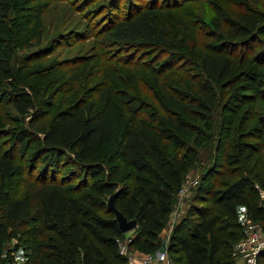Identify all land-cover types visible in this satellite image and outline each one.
I'll return each instance as SVG.
<instances>
[{
  "label": "trees",
  "instance_id": "16d2710c",
  "mask_svg": "<svg viewBox=\"0 0 264 264\" xmlns=\"http://www.w3.org/2000/svg\"><path fill=\"white\" fill-rule=\"evenodd\" d=\"M122 1L82 0L85 6L77 7L78 12L91 6L93 18L104 19L101 29L90 28L81 36H103L115 46L139 51L157 49L173 62L188 53L196 69L188 85L191 96L180 99L167 92L179 112L168 109L155 93L162 113L156 122L147 121L141 115L144 106L129 96L119 135L106 113L112 96L108 87L100 93V108L95 100L74 99L50 122L36 103L37 82L29 80L30 72L18 74L13 67L18 43L5 37L0 87L6 86L7 94H1L9 96L20 116L31 118L26 127L5 129L0 122V139L7 138L1 146L9 144L0 150V261L5 252L10 257L5 248L15 240L14 249L23 251L25 264H128L120 253L127 235L108 207L115 193L116 208L128 220H137V229L127 238L130 250L161 251V234L199 148L209 139L204 128L220 105L231 116H219V131L234 129L237 138L226 147L222 165L199 180L194 203L173 228L167 252L174 264H236L234 246L243 237L239 211L246 210L264 227V106L255 111V102H264L263 20L246 3L233 14L217 3L206 46L200 43L204 37L194 33L191 16L181 11L194 0H129L126 10ZM16 5L17 0H0V38L14 23ZM166 67L163 72L172 69ZM85 80L73 87V94ZM183 137L194 145L183 146ZM113 141L115 146L106 152ZM32 143V160L41 161L43 168L36 176L33 164L17 160ZM26 174L23 191L12 196L5 182ZM258 264H264V252Z\"/></svg>",
  "mask_w": 264,
  "mask_h": 264
},
{
  "label": "rangeland",
  "instance_id": "374dc122",
  "mask_svg": "<svg viewBox=\"0 0 264 264\" xmlns=\"http://www.w3.org/2000/svg\"><path fill=\"white\" fill-rule=\"evenodd\" d=\"M81 1L17 0L15 13L11 17L14 23L5 27V34L0 38V48L6 41L5 37L11 42L13 40L18 43L13 67L16 71H20L18 74L30 72L29 80L37 82L36 103L47 121H56L60 113L65 111L74 99L82 98L86 102L95 100L96 107L100 108V93L107 87L111 90L112 96L106 113L110 116L117 135L124 124L126 112L124 105L128 103L129 96L144 106L141 115L149 122H156L162 114L155 93L168 109L179 111L168 100L166 94L169 92L180 99L190 98L188 85L191 79L194 80L196 69L191 65L189 54L183 52V55H180L183 59L173 62L171 61L172 56H167L157 49L149 48L139 51V49L115 46L103 36L82 37L81 34L90 28L95 30L98 27L96 31L101 29L104 17L101 19L99 15L94 19L89 11L92 9L91 6L83 12H78L77 7L85 6ZM128 1L123 0L121 8L126 10ZM217 3L228 7L231 14L236 8L246 3L259 14L264 23V0H194L188 2L182 6L181 11L191 16L188 21L194 27V33L199 32L204 37L200 42L203 45L207 46L211 43V36L214 32L211 18L216 14L214 5ZM40 33L41 43H38ZM262 41L264 42V37ZM240 53L241 50H237L235 54L239 56ZM191 56L194 58V55ZM128 59H130V65L126 64ZM75 62L80 64L79 67H68V64ZM166 66H171L172 69H166L163 72V68H168ZM81 78H86L85 85L77 94H73V87L79 85ZM102 81H105L107 85L102 84ZM1 91L7 94V87H0V122L4 128L26 127L31 116H20L11 105L9 96L2 95ZM249 106L250 104L245 105L240 112ZM262 106L264 102L261 100L255 102V111L260 112ZM222 113L231 116V113L220 105L212 124L209 123L204 128L209 139L199 148L198 160L185 177L186 195L176 198L173 215L166 222L164 236H168L169 232H172L173 228L183 219L184 214L180 216L183 212L181 211L182 206L186 212L194 203L197 192V185L194 186V182L203 180L205 173L222 165L226 147L231 148L237 138V132L234 129L229 134L219 131L218 125L221 123L219 116ZM191 124L193 126L194 121H191ZM6 139V137L0 139V150L9 147L8 143H6L7 146H1ZM114 141L107 146L106 152L115 146ZM34 145L35 143H32L25 147V152L17 156V160L28 167L33 164L36 176L42 172L43 168L41 161L33 162L32 160ZM182 145L193 146V139L183 137ZM167 150L173 153V148L170 146H167ZM66 170L63 174H67L69 169ZM28 180L29 175L27 174L8 180L5 182V188L12 196H18ZM242 210L239 211V216ZM131 234L132 232L126 234V239ZM14 244H16L15 240L7 243L5 249ZM124 244L130 250L127 242ZM130 251L135 252L132 249Z\"/></svg>",
  "mask_w": 264,
  "mask_h": 264
},
{
  "label": "built area",
  "instance_id": "2783aa9c",
  "mask_svg": "<svg viewBox=\"0 0 264 264\" xmlns=\"http://www.w3.org/2000/svg\"><path fill=\"white\" fill-rule=\"evenodd\" d=\"M198 183V180H196L194 186ZM185 195L186 190L183 186L179 196L183 197ZM260 195L264 199V193L260 192ZM239 221L242 226L243 237L234 246L233 258L236 264H258V257L264 251V227L253 222L244 209L239 216ZM124 242L129 244L127 239L122 241L120 253L127 258L128 264H174L167 250H161L155 254H143L128 250L125 244L123 245ZM14 245L6 249L10 257L8 258L5 252L2 255L0 264H25V254L23 251L20 253L21 250L16 251Z\"/></svg>",
  "mask_w": 264,
  "mask_h": 264
},
{
  "label": "water",
  "instance_id": "95a60500",
  "mask_svg": "<svg viewBox=\"0 0 264 264\" xmlns=\"http://www.w3.org/2000/svg\"><path fill=\"white\" fill-rule=\"evenodd\" d=\"M117 193L113 194L110 196L109 201H108V207L111 211L114 212L117 222L120 226L121 231L124 234L131 233L137 229V220L136 219H131L128 220L115 206V198H116ZM264 252V251H263ZM262 252V253H263Z\"/></svg>",
  "mask_w": 264,
  "mask_h": 264
},
{
  "label": "crops",
  "instance_id": "0c3cea01",
  "mask_svg": "<svg viewBox=\"0 0 264 264\" xmlns=\"http://www.w3.org/2000/svg\"><path fill=\"white\" fill-rule=\"evenodd\" d=\"M181 211H183L182 213H181V215L180 216H182L183 214V217L186 215V212H185V209L183 208V206H182V208H181ZM172 215H173V213L171 214V216H170V218L172 217ZM173 228V227H172ZM165 230L166 229H164L163 230V232H162V234H161V239H162V242H163V246H162V249L161 250H166L167 249V246H168V241H169V237H170V235H171V231L169 232V234H168V236H164V233H165ZM136 252V251H135Z\"/></svg>",
  "mask_w": 264,
  "mask_h": 264
}]
</instances>
